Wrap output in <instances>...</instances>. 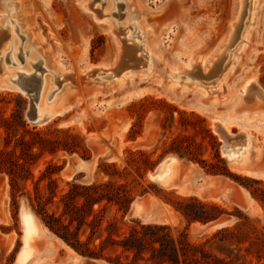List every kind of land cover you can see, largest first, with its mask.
I'll list each match as a JSON object with an SVG mask.
<instances>
[{
	"label": "rangeland",
	"instance_id": "rangeland-1",
	"mask_svg": "<svg viewBox=\"0 0 264 264\" xmlns=\"http://www.w3.org/2000/svg\"><path fill=\"white\" fill-rule=\"evenodd\" d=\"M89 1L102 9L104 17L97 19L94 12L84 8L88 0H0V28L2 32L11 31L12 34L8 41L4 35L0 64L13 79L11 82L19 87L28 76L24 73L39 77L47 68L30 46L24 29L17 27L15 2L25 3L29 33L40 42L43 55L52 62L57 73L64 75L57 74L52 79L48 96L51 93L52 97L55 90H60L62 82H67L65 80L77 82V90L67 98L68 104L71 103L69 110L56 114L47 124L30 123L31 126L41 129L53 125L56 129H69L83 138L88 149L86 157L67 152L45 155L33 167L34 179L26 184V195L19 197L16 205L12 202L8 177L0 174V264H8L10 259L14 264L17 253L25 244L24 203L33 211L36 221L45 226L32 207V198L34 182L50 161L61 167L55 175L60 191H66L71 183L88 185L106 181L100 164H115L125 170L126 174L119 180L127 181L133 187L134 200L142 199L145 210L149 211L147 218L128 213L124 219L128 225L135 222L167 225L176 238L187 227V222L173 205L179 199L197 198L219 205L224 214L219 220L205 225L193 223L188 228L192 242L203 241L239 222L245 224L243 229L252 236L255 229L264 230V204L254 198L240 180L209 174L204 164L167 151L177 135H189L190 139L182 140V144L191 145L197 158L214 161L215 148L200 129L205 125L217 138L219 156L227 168L240 178L260 181L261 184L245 183L264 194V0L257 3L256 13L250 14L245 27L246 0ZM109 1L111 8L107 5ZM141 21L144 24L142 32L138 30ZM112 25L123 31L122 38L128 37L140 47L145 41L152 42L155 49L152 61L141 66V71L134 68L138 61L133 53H127L123 60L122 43L113 33ZM241 25L242 34H239ZM250 27L247 43L240 52ZM237 43L240 45L232 58L239 55L238 61L223 79L208 86L193 85L204 74L208 78L213 63L221 64L227 49L234 50ZM31 55L34 60H30ZM137 55L140 56V51ZM155 62L166 67V76L159 72ZM117 65L125 68L118 79L108 70H114ZM179 70H187L196 77L187 73L177 79L173 73ZM212 81L214 79L206 83ZM0 93L20 95L29 104L28 98L18 90L0 89ZM11 106H15L13 101ZM44 107L43 103L38 104L40 114L44 113ZM194 115L204 123H194ZM216 121L233 136L234 150L247 152L246 143L242 144L247 138L254 144L257 157L252 152V164L258 165L256 170H239L230 165L227 155L222 153L224 140L216 131ZM135 123L138 134L132 140L128 133ZM140 150L154 163L143 178L127 163L129 160L130 165H145L143 157L136 153ZM169 155L184 159L175 164L177 188H165L157 178L149 177ZM89 159H93L89 180L84 170L73 174L67 172L69 168L73 170L78 161ZM132 159L136 161L132 162ZM41 229L29 240L33 256L38 257L32 258L30 264H106L85 260L47 228L41 226ZM225 246L223 249H228L232 257L238 256V263L264 264V248L260 245L252 246L250 251L238 250L235 245ZM243 246L247 248L249 243ZM213 253L222 255L216 247Z\"/></svg>",
	"mask_w": 264,
	"mask_h": 264
},
{
	"label": "trees",
	"instance_id": "trees-1",
	"mask_svg": "<svg viewBox=\"0 0 264 264\" xmlns=\"http://www.w3.org/2000/svg\"><path fill=\"white\" fill-rule=\"evenodd\" d=\"M12 101L15 106H11ZM27 106V100L20 95L0 93V174L8 177L13 205L19 197L26 195L25 186L34 179L33 167L45 155L67 152L88 156V149L79 134L69 129H56L53 125L41 129L31 126L25 115ZM194 119V123H204L198 116ZM136 127L137 123L128 133L132 140L138 134ZM200 129L215 148L214 161L197 158L191 145L182 144V140L190 139L189 135H177L167 151L204 164L209 174L240 180L239 183L264 204V194L245 183L261 182L232 173L219 156L217 138L205 125ZM136 153L143 157L145 165H130L129 160L127 163L143 178L154 163L146 152ZM99 169L107 176L106 181L88 185L71 183L66 191H60L55 175L61 167L50 161L34 182L32 207L46 228L85 260L106 264H246L238 263V256L232 257L228 249H223L225 245H235L238 250L246 251L254 245L264 248V230L255 229L252 236L243 229V222L222 228L203 241L192 242L188 228L193 223L205 225L219 220L224 214L219 205L197 198L179 199L173 205L187 222V227L176 238L167 225L138 222L128 225L124 219L135 192L127 181L119 180L126 174L125 170L105 163L100 164ZM245 243H249L247 248L243 246ZM214 247L222 255L214 254ZM257 258L261 259L260 255ZM8 264H12L11 259Z\"/></svg>",
	"mask_w": 264,
	"mask_h": 264
},
{
	"label": "bare ground",
	"instance_id": "bare-ground-1",
	"mask_svg": "<svg viewBox=\"0 0 264 264\" xmlns=\"http://www.w3.org/2000/svg\"><path fill=\"white\" fill-rule=\"evenodd\" d=\"M259 1L260 0H246V6L244 8V17H243L244 27L247 25L245 22H246V20H248L250 14L253 15L256 13V11L258 9L257 3H259ZM107 5H108V8H111L112 2L109 1ZM84 8L94 12L96 14L95 16L97 19L104 17V15L102 14V9L95 7L94 3L92 4V1L88 0V2L85 3ZM13 9H14V12H16V15L14 16V18L16 19L17 27H19V28L21 27L22 29H24L30 46L35 50L36 55L43 59V62L45 64V68L47 67L46 72L44 74H42L41 76L39 75L40 78L29 76L32 73H29V74L24 73L28 76L24 77L22 84H24V85L29 84L32 86L39 84L38 85L39 86V95H38V99L36 101V108H37L38 116H39V118L48 117L51 120L52 118H54V116L56 114L59 115L60 113H64L70 109L71 103L68 104L67 98H68V95L70 93L77 90V82L75 79L65 80L67 82L66 83H64V81L62 82V84L60 85V90H55L53 92L54 95L52 97H50L52 95L51 93H50V96H48L49 91L51 90L52 79H54L58 73L55 69V66L52 64V62L43 55L44 51L41 48L40 42L34 36H32V34L29 33V31L27 29L29 21L27 18V7H26L25 3L24 2H15L13 4ZM103 11H104V9H103ZM143 27H144V24L141 21V23H139L138 30L140 32H142ZM242 27L243 26L241 25L239 32L237 31L239 34H242V32H240ZM111 28H112L113 33H115L117 35L118 40H120L122 43V45H121L122 46V52L124 54L123 60H124L125 55L127 53H133L134 57L138 61V63L136 65H134V68L139 69V71H141V66L144 67L147 65L148 60L152 61L151 59L153 57L155 49H154L151 41H145L144 45H142L140 47L137 44L130 42V39L128 37L122 38L121 36L123 34V31L122 30L118 31L116 26L112 25ZM235 29H237V28H235ZM244 29L245 28H243V30ZM250 29H251V27L246 31V34L244 37L245 44L240 47V49H241L240 52L244 49V47L247 43L246 36H247V33L249 32ZM4 35L7 36L6 37L7 39L5 38L6 39L5 41H8L12 38L11 31L2 32V28H0V49H2V45L4 43L3 42ZM145 36H146V34H145ZM236 40L237 39L234 40V43H233L234 45L236 43ZM238 40L240 41V39H238ZM239 45H240V43H237V46L232 51H228V49H227L226 57L224 59L222 58L223 61L221 62V64H216L217 61L215 63H213L214 67L209 72V74H211V75L208 78L205 77L206 74L200 76L202 79L199 81H195L193 83V85L194 86H208L210 84H214V83L218 82L219 80L223 79V77L227 74V72L238 61L239 55L237 57H234V58H232V57L235 54L234 51L237 50ZM138 51H140L139 57L137 55ZM145 51L147 53H144ZM30 60H34L33 55H31ZM225 62H226V65H224ZM155 65L157 66L159 72L163 76L167 75V69L165 66L160 65L157 62H155ZM193 66L194 65H192V67ZM219 67H220V69L218 70ZM124 69L125 68H119V65H117L114 70H112V69H108V70H111V73H114V77H116L118 79L122 75V72ZM2 71H3V68L1 67V64H0V89H8V90L14 89V90H18L20 92V90H21L20 86L17 87L11 82L13 79L11 77L7 76V74L5 72L6 70H4L3 73H2ZM103 73H105V72H103ZM187 73H188L187 70L186 71L184 70L182 72L179 70L173 74H174L175 78L179 79L181 76H185V74H187ZM59 75L64 76L62 74H58V76ZM187 75L190 77H196L195 75H192V73L191 74L188 73ZM216 77L218 79L215 81ZM213 79H214V81L206 83V81L213 80ZM62 80H64V79L62 78ZM40 103H43V105L45 106L43 109V111H44L43 114H40L39 109H38V104H40ZM215 123L217 124L216 131L218 128H220L227 133L226 129L221 124V122L216 121ZM228 135H230V134L228 133ZM244 136L246 137V135H244ZM231 137L233 138V136H231ZM236 138H237V136H236ZM231 141H232V139H231ZM245 143L248 147V151L245 153L244 152H241V153L238 152L239 149L234 150L233 149V143H231V142H230V145L227 147V149L224 151V153L227 155L228 159L230 160V165L232 167L239 169V170H256L258 168V165L252 164V162L254 160L252 158L253 157L252 152H254V156L257 157V151L255 150V146L253 143L249 142V138L245 139L242 144H245ZM237 152H238V154H237ZM244 157H245V159H244ZM92 160L89 163H85L82 160H80L77 162V165H82V166H84L83 168L80 167L79 169H75V170L74 169L71 170V168H69L67 170V172L73 174L79 170H84L87 173L86 179L89 180V177H90V173H89L90 169L89 168H91L90 166H91ZM183 160L184 159H181L176 155L166 156L165 160L160 164L161 166H160L159 172L155 176H151L150 178H157L160 181V185L165 187V188H177V184H176L177 175L175 173V164L177 162L180 163ZM132 208L133 209H132L131 215H133V216H140V217H144V218H147L149 216V211L145 210L144 202L142 199H136L135 202L133 203ZM22 210H23V214H22L23 221H24V224L26 227V234H25V244L21 248L20 255L22 257L23 264H30L32 262V258L38 259V257H36L37 256L36 254H34V256H33V253H32L33 249L29 246V240L33 237L34 234L41 232V230H42L41 226L43 229H45V230H47V229L45 226H43L42 224H39V222L36 221V218H35L33 211L26 204L22 205Z\"/></svg>",
	"mask_w": 264,
	"mask_h": 264
},
{
	"label": "water",
	"instance_id": "water-1",
	"mask_svg": "<svg viewBox=\"0 0 264 264\" xmlns=\"http://www.w3.org/2000/svg\"><path fill=\"white\" fill-rule=\"evenodd\" d=\"M39 85V84H38ZM35 85H24L20 83V93L25 95L28 100H29V104H28V108L26 110V119L29 123L33 124V125H44L47 124L50 119L48 117H42L39 118L38 116V112H37V108H36V101L38 99V95H39V86ZM217 133L224 139V145L222 146V153H224V151L227 149V147L230 145L231 139L232 137L230 135H228V133H226L224 130L218 128L217 129ZM166 158V157H165ZM165 158H163V160L159 163V165H157V167L152 171L151 174H149V177L151 176H155L159 170H160V164L165 160ZM180 158V157H179ZM92 159L89 160H82L85 163H89ZM86 166V165H85ZM80 167H84L82 165H77V163H75L73 165V169H79ZM135 202V200L132 202L131 207H130V211L129 213H132V207H133V203ZM25 205V203H24ZM21 251V249H20ZM20 251L17 253L16 257H15V261L14 264H23L22 262V257L20 255Z\"/></svg>",
	"mask_w": 264,
	"mask_h": 264
}]
</instances>
